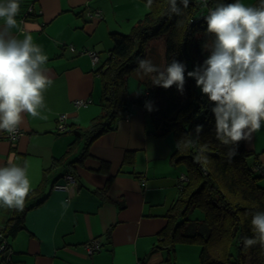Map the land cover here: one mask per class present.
<instances>
[{
	"label": "crops",
	"instance_id": "obj_1",
	"mask_svg": "<svg viewBox=\"0 0 264 264\" xmlns=\"http://www.w3.org/2000/svg\"><path fill=\"white\" fill-rule=\"evenodd\" d=\"M240 2L255 6L260 0ZM19 3L17 26L10 31L19 39L25 34L33 37L48 57L47 75L54 83L45 93L47 107L41 110L47 119L22 114L21 134L14 143L0 131V166L10 157L21 166L26 163L31 184L23 211L0 206V233L9 219L22 214L20 229L6 236L9 251L0 255V264H167L169 251L156 246L166 212L178 195L180 176L185 175V165L171 159L173 136H156L143 109L134 105L87 150L86 138L73 131L87 128L100 113L98 69L113 47L111 34L128 33L148 12L147 4L141 0ZM94 11L100 17L89 15ZM89 51L97 54L95 63ZM137 85L132 94L140 91ZM79 99L90 103L77 108L74 102ZM62 113L65 129L58 127ZM244 144L254 152L264 176V123ZM66 174L73 175L74 182L65 189L54 188L67 183ZM69 185H75L74 191ZM66 199L67 211L62 207ZM92 239L99 241L100 249L88 254L85 244ZM174 262L198 264V247L177 245Z\"/></svg>",
	"mask_w": 264,
	"mask_h": 264
},
{
	"label": "trees",
	"instance_id": "obj_2",
	"mask_svg": "<svg viewBox=\"0 0 264 264\" xmlns=\"http://www.w3.org/2000/svg\"><path fill=\"white\" fill-rule=\"evenodd\" d=\"M147 4V0H141ZM234 0H190L182 15L166 14L167 0H153L148 12L128 33H112L113 47L98 69L101 81L100 113L76 135L86 138L84 149L100 134L115 128L131 107L143 109L158 137L171 134L175 148L171 159L185 165L186 180L180 181L178 195L166 212V225L159 232L158 249L169 251L167 264H175L176 246L198 247V264H264V247L245 249L244 237L254 235L251 218L264 211V176L254 152L241 141L235 156L234 145L222 144L215 135L214 116L207 97L186 76L184 93L175 86L165 89L152 84V76L139 77L140 91L130 93L127 80L139 73L137 61L148 59L163 67L172 59L183 62L186 71L201 64L213 36L203 19L208 8ZM151 102V111L145 107ZM196 125H203L197 132ZM188 142H191L190 144ZM22 214L7 221L0 243L21 227ZM7 241V240H6ZM8 243V241H7Z\"/></svg>",
	"mask_w": 264,
	"mask_h": 264
},
{
	"label": "clouds",
	"instance_id": "obj_3",
	"mask_svg": "<svg viewBox=\"0 0 264 264\" xmlns=\"http://www.w3.org/2000/svg\"><path fill=\"white\" fill-rule=\"evenodd\" d=\"M190 0H167L166 14L182 15ZM153 0H147L151 7ZM207 7V0H202ZM19 0H0V131L14 134L23 122V115L47 119L41 114L46 109L45 93L53 85L47 75L48 57L33 42L30 34L23 39L11 33L17 26ZM207 33L213 36L201 64L186 71V65L172 59L163 67L150 59L137 61L139 71L152 76V84L168 89L175 86L184 93L186 76L194 79L196 87L207 97L214 116L216 138L229 148V156L237 154L241 141H249L264 123V0L258 5L246 6L240 0L219 2L208 8L203 17ZM151 111V102H145ZM197 132L203 125H196ZM189 144L191 142H188ZM74 191L75 185H69ZM31 191L27 164L21 166L9 158L0 166V206L23 211ZM62 207L67 211L70 200ZM254 235L244 237L245 249L257 244L264 247V211L251 218Z\"/></svg>",
	"mask_w": 264,
	"mask_h": 264
},
{
	"label": "built area",
	"instance_id": "obj_4",
	"mask_svg": "<svg viewBox=\"0 0 264 264\" xmlns=\"http://www.w3.org/2000/svg\"><path fill=\"white\" fill-rule=\"evenodd\" d=\"M90 16H97V17H100V12H97V11H94V12H90L89 13ZM89 54L92 58V61L95 63L98 59V56L95 52L93 51H89ZM90 103V100H83V99H79L77 101L74 102L75 106L77 108L79 107H85L87 106L88 104ZM65 119H66V114L62 113L58 116V127L59 129H65ZM21 134V131L19 129V127L17 128V131L14 133V134H9L7 132H4V135L6 136V138L8 139V141L10 143H14L18 137L20 136ZM258 170L262 172V168L261 166L259 165L258 167ZM64 178L65 180L67 181V183H64V184H55L54 185V188L56 189H65L67 187V184L68 183H71V182H74L75 178L73 175L71 174H66L64 175ZM186 180V177L185 175H181L180 176V181H184ZM8 243L6 240L3 239V241L0 243V255L5 251H9L8 249ZM85 248L88 252V254H93L94 252L98 251L100 249V243L97 239H92L90 241H88L86 244H85Z\"/></svg>",
	"mask_w": 264,
	"mask_h": 264
},
{
	"label": "rangeland",
	"instance_id": "obj_5",
	"mask_svg": "<svg viewBox=\"0 0 264 264\" xmlns=\"http://www.w3.org/2000/svg\"><path fill=\"white\" fill-rule=\"evenodd\" d=\"M157 57V55H155L154 53H151L150 54V56H149V58L148 59H154V58H156ZM138 77V78H135V77ZM139 77H142V75H141V72H139V73H135V74H133V75H131V77H130V86H129V91H130V93H132L134 90H137L138 89V79H139ZM133 78H135V79H133ZM187 255V254H186ZM188 256V255H187ZM185 259V262L188 260V258L186 257V258H184Z\"/></svg>",
	"mask_w": 264,
	"mask_h": 264
}]
</instances>
